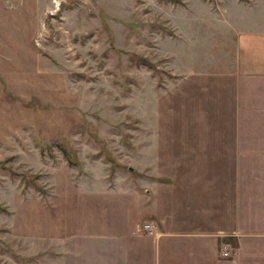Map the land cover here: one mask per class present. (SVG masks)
I'll return each mask as SVG.
<instances>
[{"label":"rangeland","instance_id":"obj_1","mask_svg":"<svg viewBox=\"0 0 264 264\" xmlns=\"http://www.w3.org/2000/svg\"><path fill=\"white\" fill-rule=\"evenodd\" d=\"M243 24L264 0H0V264H151L163 221L264 200Z\"/></svg>","mask_w":264,"mask_h":264},{"label":"crops","instance_id":"obj_2","mask_svg":"<svg viewBox=\"0 0 264 264\" xmlns=\"http://www.w3.org/2000/svg\"><path fill=\"white\" fill-rule=\"evenodd\" d=\"M243 26L236 32L234 40L235 68L240 84L238 92L242 95V87L247 83L260 87L264 84V27ZM223 147L232 148L233 145L226 141ZM238 147H242L241 139L234 145V148ZM240 188L239 192L242 191ZM245 196L249 197L248 194ZM241 201L242 198L234 204L235 208L224 210L220 219L207 208L204 212L209 218L195 225L185 220L183 223L163 221L158 239L150 242L153 244L151 264H264V200L255 196V208ZM120 233L111 237V249L117 254L116 260L123 252L122 242L127 243L129 254L135 251L132 246L134 238L129 234L123 241L125 238ZM224 244L229 256L222 255Z\"/></svg>","mask_w":264,"mask_h":264},{"label":"built area","instance_id":"obj_3","mask_svg":"<svg viewBox=\"0 0 264 264\" xmlns=\"http://www.w3.org/2000/svg\"><path fill=\"white\" fill-rule=\"evenodd\" d=\"M144 228H145V230L151 232V225H149V224H145V225H144ZM223 249H224V251L222 252V254H223L224 256H229V252H228V250H227V245H226V244L223 245Z\"/></svg>","mask_w":264,"mask_h":264}]
</instances>
